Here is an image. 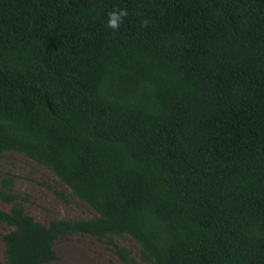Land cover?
Returning a JSON list of instances; mask_svg holds the SVG:
<instances>
[{
	"label": "trees",
	"instance_id": "trees-1",
	"mask_svg": "<svg viewBox=\"0 0 264 264\" xmlns=\"http://www.w3.org/2000/svg\"><path fill=\"white\" fill-rule=\"evenodd\" d=\"M8 152L96 215L40 223L6 174L4 264L54 262L68 235L118 264H264V0H0Z\"/></svg>",
	"mask_w": 264,
	"mask_h": 264
},
{
	"label": "rangeland",
	"instance_id": "rangeland-1",
	"mask_svg": "<svg viewBox=\"0 0 264 264\" xmlns=\"http://www.w3.org/2000/svg\"><path fill=\"white\" fill-rule=\"evenodd\" d=\"M6 174L13 177V191L20 193L22 197L26 196V201L22 202L25 211L40 223L47 224L53 218L70 220L96 215L94 210L78 200L48 168L21 154L8 152L2 155L0 181ZM0 209H8V205L1 200ZM7 229L5 224L0 223V235ZM114 241L130 248L133 254L138 253V245L130 237H115ZM55 250L57 259L49 264H118L111 247L90 235L60 237L55 243ZM0 264H4L1 240Z\"/></svg>",
	"mask_w": 264,
	"mask_h": 264
},
{
	"label": "clouds",
	"instance_id": "clouds-1",
	"mask_svg": "<svg viewBox=\"0 0 264 264\" xmlns=\"http://www.w3.org/2000/svg\"><path fill=\"white\" fill-rule=\"evenodd\" d=\"M128 15L126 9H121L119 11L113 10L108 13L107 26L111 29H118L120 24L123 22V18ZM144 26H147V21L144 22Z\"/></svg>",
	"mask_w": 264,
	"mask_h": 264
}]
</instances>
